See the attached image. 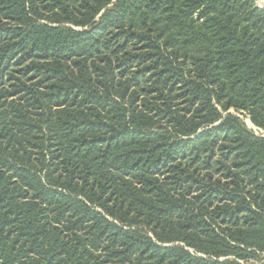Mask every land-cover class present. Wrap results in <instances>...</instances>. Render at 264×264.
I'll return each instance as SVG.
<instances>
[{"label":"trees","instance_id":"obj_1","mask_svg":"<svg viewBox=\"0 0 264 264\" xmlns=\"http://www.w3.org/2000/svg\"><path fill=\"white\" fill-rule=\"evenodd\" d=\"M263 254L256 0H0V264Z\"/></svg>","mask_w":264,"mask_h":264},{"label":"rangeland","instance_id":"obj_2","mask_svg":"<svg viewBox=\"0 0 264 264\" xmlns=\"http://www.w3.org/2000/svg\"><path fill=\"white\" fill-rule=\"evenodd\" d=\"M256 3H257L260 7L264 8V0H256ZM245 121H246L247 126H248L249 128H251L255 133H257V134L263 133L262 130H259V129L255 128V127L251 124L249 118L246 117V118H245ZM263 255H264V254H263Z\"/></svg>","mask_w":264,"mask_h":264}]
</instances>
